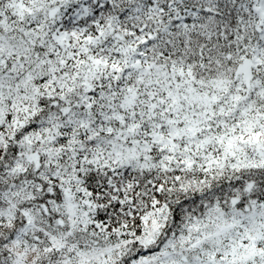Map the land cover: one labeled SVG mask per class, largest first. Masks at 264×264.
I'll list each match as a JSON object with an SVG mask.
<instances>
[{
  "label": "snow or ice",
  "instance_id": "snow-or-ice-1",
  "mask_svg": "<svg viewBox=\"0 0 264 264\" xmlns=\"http://www.w3.org/2000/svg\"><path fill=\"white\" fill-rule=\"evenodd\" d=\"M0 264H264V0H0Z\"/></svg>",
  "mask_w": 264,
  "mask_h": 264
}]
</instances>
